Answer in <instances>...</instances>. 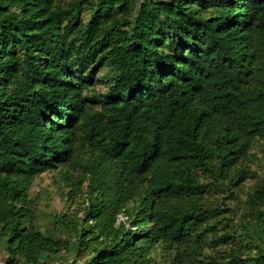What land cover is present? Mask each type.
Wrapping results in <instances>:
<instances>
[{"label": "trees", "instance_id": "obj_1", "mask_svg": "<svg viewBox=\"0 0 264 264\" xmlns=\"http://www.w3.org/2000/svg\"><path fill=\"white\" fill-rule=\"evenodd\" d=\"M255 148L264 0H0L3 264H264Z\"/></svg>", "mask_w": 264, "mask_h": 264}, {"label": "rangeland", "instance_id": "obj_2", "mask_svg": "<svg viewBox=\"0 0 264 264\" xmlns=\"http://www.w3.org/2000/svg\"><path fill=\"white\" fill-rule=\"evenodd\" d=\"M97 88L102 89L101 84H97ZM254 151L258 154V158L264 157V153L261 151L260 148H255ZM262 164L255 163L253 167H260ZM57 172L53 171H46L38 176L35 177L30 190L29 194L33 197L36 201V223L39 228L42 230L45 228H51V219L56 214L67 210L66 206L67 203L64 201V197L61 195L63 191L61 190L62 187L61 183L56 181ZM254 185L253 179H247L240 192H239V199L242 201L244 198V192L250 190ZM214 202V200H213ZM211 204V202H210ZM72 205H69L68 209H70ZM72 254L71 252L62 251L57 256L56 260H61L63 262L71 260ZM83 260V259H82ZM82 261L79 260V264Z\"/></svg>", "mask_w": 264, "mask_h": 264}, {"label": "built area", "instance_id": "obj_3", "mask_svg": "<svg viewBox=\"0 0 264 264\" xmlns=\"http://www.w3.org/2000/svg\"><path fill=\"white\" fill-rule=\"evenodd\" d=\"M73 258L69 261L63 262V261H59V260H53L51 262L49 261H45L43 264H79V259H77L76 257L72 256ZM0 264H3V261L0 260ZM81 264V263H80Z\"/></svg>", "mask_w": 264, "mask_h": 264}, {"label": "crops", "instance_id": "obj_4", "mask_svg": "<svg viewBox=\"0 0 264 264\" xmlns=\"http://www.w3.org/2000/svg\"><path fill=\"white\" fill-rule=\"evenodd\" d=\"M4 256V255H3ZM2 257V256H1ZM1 260V259H0Z\"/></svg>", "mask_w": 264, "mask_h": 264}]
</instances>
